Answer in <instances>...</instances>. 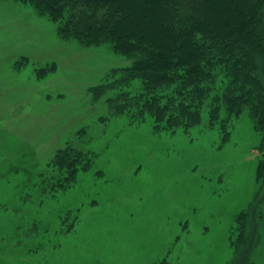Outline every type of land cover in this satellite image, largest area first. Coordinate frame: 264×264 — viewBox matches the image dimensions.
<instances>
[{
    "label": "rangeland",
    "instance_id": "obj_1",
    "mask_svg": "<svg viewBox=\"0 0 264 264\" xmlns=\"http://www.w3.org/2000/svg\"><path fill=\"white\" fill-rule=\"evenodd\" d=\"M58 28L31 3L0 0V264H232L241 248L246 264H264L261 136L248 110L226 141L209 122L210 97L197 123L173 130H155L146 114L115 115L108 99L141 87L115 83L133 60ZM211 71L221 94L227 78ZM70 145L91 166L51 190L44 180L59 178L53 161Z\"/></svg>",
    "mask_w": 264,
    "mask_h": 264
},
{
    "label": "trees",
    "instance_id": "obj_2",
    "mask_svg": "<svg viewBox=\"0 0 264 264\" xmlns=\"http://www.w3.org/2000/svg\"><path fill=\"white\" fill-rule=\"evenodd\" d=\"M16 1L49 14L63 38L76 37L84 45L109 43L113 51L133 60L115 83L129 86L137 79L141 87L135 94L120 90L108 99L115 115L146 114L155 130H173L183 122L197 123L199 108L210 97L209 122L220 125L226 141L227 128L245 107L254 132L261 136L255 180L264 187V0ZM214 67L227 78L221 94ZM109 86H100V93ZM53 166L59 178L44 182L52 184L51 190H66L79 171L89 170L91 156L70 145L57 154ZM259 197L257 192L255 199ZM138 212L131 209L130 219ZM247 215L243 211L236 219L244 247ZM236 255L232 264L248 262L242 248Z\"/></svg>",
    "mask_w": 264,
    "mask_h": 264
}]
</instances>
